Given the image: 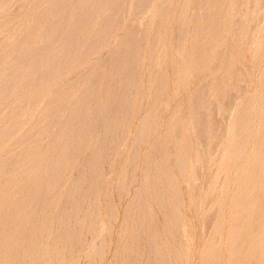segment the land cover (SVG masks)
Returning <instances> with one entry per match:
<instances>
[{"label": "bare ground", "instance_id": "bare-ground-1", "mask_svg": "<svg viewBox=\"0 0 264 264\" xmlns=\"http://www.w3.org/2000/svg\"><path fill=\"white\" fill-rule=\"evenodd\" d=\"M196 2L191 11L194 0L179 9L177 0H0V78L10 77L0 80V264H100L114 189L128 201L107 264L188 261L190 240H175L185 222L180 177L212 244L203 263L223 264L218 219L229 197L226 261L264 264V0ZM244 47L260 64L258 86ZM118 159L110 188L102 163L112 170Z\"/></svg>", "mask_w": 264, "mask_h": 264}, {"label": "rangeland", "instance_id": "rangeland-1", "mask_svg": "<svg viewBox=\"0 0 264 264\" xmlns=\"http://www.w3.org/2000/svg\"><path fill=\"white\" fill-rule=\"evenodd\" d=\"M183 0H177V4H176V8L177 9H179V6H180V4H181V2H182ZM197 0H194V4L192 5V7H191V11H193L194 9H195V7H197V2H196ZM177 9H176V11H177ZM176 11L174 12V14H176ZM6 15H8V16H10V8H8L7 9V14ZM127 24V23H126ZM177 20L176 19H173L172 20V22L170 23V26H169V31H170V33H169V36H170V38H171V43L174 45L175 44V42H176V38H177V34H178V32H177ZM242 36V35H241ZM246 38V37H245ZM151 40V39H150ZM242 39H240V42H241V44H242V41H241ZM247 41V40H246ZM246 43V42H245ZM110 45H111V43H110ZM109 46H107V48H108ZM245 50V51H244ZM103 52H101V54H99L98 55V58H102L103 56H105V54H106V52H107V49L105 48V49H103L102 50ZM248 51V49H247V47L245 48L244 47V49L241 51V53L243 54V61H244V63L245 64H247V66H249L251 69H252V77H253V79H254V82H255V84H256V86H258V83H257V75H258V70L257 69H259V66H260V64L259 65H257L255 62H256V60H254L253 58H251L252 57V54H251V52H249ZM248 53V54H247ZM242 54H241V56H242ZM252 59H253V61H252ZM263 63L264 62H262L261 63V66L263 65ZM109 67V64H106L105 65V68H108ZM80 72V71H79ZM79 72H77V73H79ZM167 72H169L170 73V75L172 76V70H171V67H168L167 68ZM77 73H74V74H72V75H70L68 78H67V80H70V79H73L76 75H77ZM193 76H196V75H193ZM236 76H240V73L239 72H237L236 71ZM256 78H255V77ZM10 77L9 76H7V77H3V78H0V80L1 81H4V80H8ZM172 78H173V76H172ZM256 79V80H255ZM144 80H145V78H144ZM196 80V79H195ZM190 82H191V80H190ZM195 82V81H194ZM237 83H239V84H242V83H244V81L239 77L238 78V80H237ZM170 84V86L169 87H171L172 85H171V83H169ZM243 85V84H242ZM4 87H8L7 85H4ZM193 89V85H191L190 87H188V90H192ZM53 90H50V92H52ZM168 91H169V93H170V90L168 89ZM183 91V92H182ZM180 92H181V95H182V98H181V102H182V104H183V109H182V112H181V114H180V116L181 115H183V117H187V115H188V113H187V111H186V107H187V93L184 91V88H182L181 87V89H180ZM170 95H171V93H170ZM46 98L47 97H45L44 98V100H42V102H40V105L42 106L43 105V102L45 103V101H46ZM150 98V97H149ZM149 98H148V101L145 99V100H143V104H142V106L141 107H139V108H136L135 109V113H134V116H133V118L130 120V136L128 137V140L126 141V144H125V148H127L128 146H129V144L131 143V134L134 132V130H135V127H136V125L138 124L137 122H139V118L143 115V113H144V111H145V106H146V103H148V104H150V100H149ZM147 101V102H146ZM93 107V104L91 103L90 104V107L89 108H92ZM170 110L171 109H169V110H166V111H164L163 113H162V121H163V124L164 123H166L168 120V118H169V116H170ZM138 111V112H137ZM233 113V112H232ZM138 117H137V116ZM180 120H174L173 121V123L171 124V127H173V126H175L176 124H178V122H179ZM173 125V126H172ZM119 130H120V132H121V129H117L116 130V135L117 136H120L121 134H120V132H119ZM101 131H103V130H101L100 129V133H103V132H101ZM163 132V130H159L158 132H157V134L156 135H160L161 133ZM100 136H101V134H100ZM100 136H98V138H100ZM116 136V137H117ZM194 136V134H191V137H190V141H191V145H192V151H191V157H192V159H193V161H194V158H195V155H194V152H195V142H194V140L196 139L195 137H193ZM152 137L151 138H149L148 139V141L146 142L147 143V145H146V143L145 144H142L141 145V147H140V150H141V153L142 152H145V151H147L149 148H150V145H151V143H152ZM239 142H241V144H242V140L241 139H239L238 140ZM170 142V141H169ZM211 141H209L208 143H210ZM127 146V147H126ZM208 146H210L209 144H208ZM227 147L229 148V147H231V145H227ZM178 149V147L176 148V150ZM208 149H209V147H208ZM178 155H179V153L178 152H176ZM85 155V151H83L82 153H81V155H80V159H82L83 157H85L84 156ZM245 155V157L243 156V159L241 158L240 159V162L239 163H242V160H244V158H246V154H244ZM120 160L121 159H118L117 160V162H115L114 164H113V168H112V170L109 168L108 169V167H109V163H108V160H105L104 161V163H102V170H103V174L106 176V178L108 177V180H109V185H110V188H112L114 185H115V182H116V178H117V175H118V169H119V165H120ZM108 169V170H107ZM109 170H111L110 172H109ZM173 171H174V173L177 175L178 173V171H177V169H176V167L173 169ZM76 173V169L74 168L73 170H72V172H71V174L72 175H74ZM140 170L138 171V170H136V179L138 180L139 179V177H140ZM107 175H109V176H107ZM235 175V174H234ZM111 176V177H110ZM130 176H131V167H129L128 166V170H127V184L129 183V179H130ZM194 178V177H193ZM193 178H191V179H193ZM190 179V180H191ZM137 180H136V182H134L133 183V185L130 187V194H131V192L133 191V187L138 183L137 182ZM196 180V179H195ZM192 181V180H191ZM196 181H198V180H196ZM184 182V183H183ZM178 184L180 185L179 186V189L182 191H180L181 193H182V203L183 204H181V210H182V212L184 213V223L182 224L183 226H179V231H181L182 233H180L179 231H178V233L176 234L175 233V240H176V242L179 240V238L181 237L180 235L181 234H183L182 235V238H184L185 240L187 239V243H188V241H189V246H190V252H189V260L188 261H184V262H182L181 264H208V263H203V262H208L209 260L206 258V259H204L203 258V256H204V253L206 252V249H209L210 248V246L212 245V244H210L209 243V241L208 242H206L205 240H203L202 239V233H201V227H202V222H203V217H202V215H200L201 213H199L197 210H194V208H195V206L194 205H192L191 203H189V196H188V185L190 184V181L189 180H187V179H185L184 178V180H182V178L180 177V179H179V181H178ZM190 186V185H189ZM103 187L104 186H102V189H103ZM118 194H117V192L115 191V189L113 190V192H112V199L114 200V202H115V204L117 205V217H116V219L113 221V228H112V234L110 235V244H109V246L107 247V250H106V254H105V256H104V258H103V260L100 262V264H107V262L108 261H110V259H111V256H112V253H113V250L114 249H116V245H115V241H116V237H117V235H118V230H119V225H120V223H121V219H123L122 218V216H123V210H124V205H125V203L128 201V198L126 197V198H124V197H122V198H120L119 200H120V202H117L118 201ZM102 203L103 202H105L104 200H105V198L102 196ZM228 201V202H227ZM230 200H229V197H228V199H227V197H226V199H225V201H224V204H225V207H224V205H223V211L221 210V214H222V220H221V218L220 219H218V223H220V222H224L225 221V223L222 225V229H223V234H222V240H223V253H222V259H223V264H232V263H230V262H232V261H226L227 259H228V257H229V250L227 249V247L225 246V244H226V240H225V235H226V233H227V231H228V228H229V225L231 224V222H233L232 220L233 219H231L230 217H229V212H230V202H229ZM118 203H119V205H118ZM182 205H183V207H184V209L182 208ZM187 205H188V208H187ZM190 205H191V208H190ZM119 207H120V209H119ZM194 207V208H193ZM104 207H102V210H104L103 209ZM192 210H193V212H192ZM190 211H191V213H190ZM194 213H196V214H194ZM186 214V215H185ZM225 214V216H223ZM195 215V216H194ZM199 215H200V217H199ZM161 216V214H159L158 215V219H159V221L161 222L162 220V218L160 217ZM186 217H188V218H186ZM194 217H196V219H194ZM202 217V220L200 219ZM224 217V218H223ZM230 220H229V219ZM194 219V220H193ZM187 220H189V221H187ZM199 220V221H198ZM194 221V222H193ZM197 221V222H196ZM201 222V223H200ZM185 224H186V226H185ZM191 224V225H190ZM223 226H225V227H223ZM180 227H181V230H180ZM189 228V229H188ZM187 231V232H186ZM190 232H193V236L191 237L190 235H189V233ZM188 233V234H187ZM187 234V237L185 236ZM190 236V237H189ZM201 237V238H200ZM190 238V239H189ZM204 238V237H203ZM205 242L204 244H203V241ZM192 242H193V244H192ZM192 244V245H191ZM204 245V246H203ZM201 246H203L202 248H201ZM201 250V251H200ZM143 256H145V254H143ZM200 257V258H199ZM143 259V258H142ZM141 259V260H142ZM186 262V263H185ZM188 262V263H187ZM79 264H84V261L83 260H81L80 262H79ZM140 264H142V263H140Z\"/></svg>", "mask_w": 264, "mask_h": 264}]
</instances>
